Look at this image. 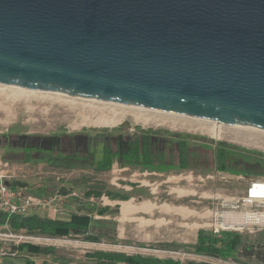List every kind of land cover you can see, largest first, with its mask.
<instances>
[{"label":"water","instance_id":"95a60500","mask_svg":"<svg viewBox=\"0 0 264 264\" xmlns=\"http://www.w3.org/2000/svg\"><path fill=\"white\" fill-rule=\"evenodd\" d=\"M0 84L264 130V0H0Z\"/></svg>","mask_w":264,"mask_h":264},{"label":"rangeland","instance_id":"374dc122","mask_svg":"<svg viewBox=\"0 0 264 264\" xmlns=\"http://www.w3.org/2000/svg\"><path fill=\"white\" fill-rule=\"evenodd\" d=\"M113 118L119 119L115 125L99 124L102 119ZM137 118L155 123L143 125L136 122ZM149 129L161 130L164 135L168 132L196 136V139L189 140V144L197 145L199 151L203 152V147L213 149L214 142H226L252 151L249 155L253 160L264 162V130L0 84V136L10 131L19 135H43L55 131L87 130L110 134ZM208 153L212 158V154ZM209 165L208 161L203 163L201 160L198 165L188 169L155 172L139 166H121L119 163L110 170L98 171L88 164L89 169L62 171L56 175L59 177L58 182L68 183L66 187L71 189L68 192L75 190L78 193V196L70 197L71 201L66 202L68 214L85 213V210L80 209L83 204L96 209L110 208V212L105 215L94 213L96 219H103L106 225L103 233L107 234L97 243V250L196 263L264 264V228L254 219L243 231L232 230L241 234L243 240L232 258L219 259L194 252L192 246L200 229L214 234L223 231L221 220L216 223L217 226L213 225L214 215L219 217L223 213L236 211L264 212V201L243 205L249 183L261 176L233 175L219 172ZM124 167L127 169H122ZM48 172L52 173V170ZM56 175L52 173L46 179L53 182ZM88 190H99L103 195L88 197L85 195ZM107 191L128 195L130 207L127 208L121 199H110L105 194ZM9 231L5 228L2 233ZM22 234L25 235V241L33 244V235L42 236L29 232ZM61 239V245H68L82 238L70 235ZM163 242H177L182 246L165 249L159 246ZM7 243L12 245L13 242ZM86 261L96 264L91 259L86 258ZM74 262L78 264L79 261L75 259Z\"/></svg>","mask_w":264,"mask_h":264},{"label":"trees","instance_id":"16d2710c","mask_svg":"<svg viewBox=\"0 0 264 264\" xmlns=\"http://www.w3.org/2000/svg\"><path fill=\"white\" fill-rule=\"evenodd\" d=\"M103 137V147L100 157L97 153L90 152L86 159L89 164L98 171L112 169L114 163L121 166H139L143 169L155 172H163L172 169H188L195 167L202 160L209 162L219 172H227L233 175L261 176L264 177V162L253 160L249 154L252 151L240 149L238 146L226 142H214L215 147L204 148L199 151L197 145H190L189 140L197 137L188 134L168 133L162 134L161 130H136L132 133L117 131L110 134L100 133ZM200 146V145H199ZM210 152L212 158H210ZM211 160V162H210ZM110 199L128 200L129 196L117 191L105 193ZM86 196L101 197L102 191L88 190ZM85 213L69 214L66 218H58L54 215L31 214L27 216L0 212V225L8 224L14 232L26 230L29 233L47 236H79L84 241L99 243L107 234L103 233L106 225L103 219H96L94 213L105 215L110 212L109 207L95 208L87 204L80 207ZM224 227V226H223ZM241 234L233 231H222L214 234L200 229L197 239L192 246L194 252L199 255H208L217 258H230L242 246ZM161 248L181 247L177 242L160 243ZM13 249L28 251L33 254H54V246L37 245L29 242L12 245ZM87 259L96 261V264H212L208 262L196 263L193 261H180L172 258H159L142 256L139 254H127L120 251L94 250L85 253ZM29 264V261H27Z\"/></svg>","mask_w":264,"mask_h":264},{"label":"crops","instance_id":"0c3cea01","mask_svg":"<svg viewBox=\"0 0 264 264\" xmlns=\"http://www.w3.org/2000/svg\"><path fill=\"white\" fill-rule=\"evenodd\" d=\"M100 133L102 132L78 130L55 131L54 133L43 135L36 133L19 135V133L10 131L0 136V155L18 165L19 177L16 184L19 186L39 194H53L55 192L67 194L71 190L69 187H66L68 183L58 182L59 177L56 174L58 172L62 173V171L75 172L78 169H89V161L86 159V156L90 152L95 151L97 157H100L102 153L103 138L98 136ZM48 152L49 154L45 155ZM116 163H114L113 167ZM122 169H127V167ZM49 170H52V173L56 175L54 177L56 180L53 182L46 179L48 175L52 174L48 172ZM69 201H71V198ZM123 201L127 205V208H129V201ZM117 203L120 204V202ZM68 204L69 207H72L70 203ZM212 219H215L214 225L219 218L217 215H214ZM221 224V226H226V223ZM18 232L22 233L26 231L20 230ZM33 236L35 244L54 246L57 249L56 253L33 254L26 250H18L17 256L23 257L22 259L17 258V256H15L16 258L12 256L0 257V264H28L27 261H29V264H66L67 262L68 264H76L74 262L75 259L79 261L78 264H92L86 261L85 253L97 250L96 242H88L83 239L75 240V243L68 245L66 244L68 242L65 243L66 245H61L60 242H63L61 237L47 235H42L41 237L37 235ZM0 245L2 247L6 243L1 241ZM211 263L216 264L214 261H211Z\"/></svg>","mask_w":264,"mask_h":264},{"label":"built area","instance_id":"2783aa9c","mask_svg":"<svg viewBox=\"0 0 264 264\" xmlns=\"http://www.w3.org/2000/svg\"><path fill=\"white\" fill-rule=\"evenodd\" d=\"M19 177V167L16 163L4 158L0 155V212L6 213L8 216L19 214L23 216L31 214H53L58 218H66L67 213L66 202L70 197L78 196L77 191L72 190L67 194L55 192L53 194H39L16 184ZM247 197L243 201V205H251L264 201V177L253 179L247 188ZM237 213H254L253 211H238ZM252 219L247 217L243 225L238 227L224 226L223 231H243L248 228ZM258 224V223H257ZM264 228V224L260 225ZM8 228L9 232L2 233V230ZM26 231V230H25ZM27 232V231H26ZM0 237L6 245L0 247V257H15L18 255V250L13 249L12 245H18L25 241V235L22 233H14L8 224L0 225ZM7 241L13 242L12 245ZM30 243V242H29Z\"/></svg>","mask_w":264,"mask_h":264},{"label":"bare ground","instance_id":"6f19581e","mask_svg":"<svg viewBox=\"0 0 264 264\" xmlns=\"http://www.w3.org/2000/svg\"><path fill=\"white\" fill-rule=\"evenodd\" d=\"M23 89V88H21ZM49 93H54V92H49ZM106 102V101H105ZM110 103H114V104H119V105H124V106H128V105H125V104H121V103H115V102H110ZM129 107H132V108H136V109H145V108H139V107H133V106H129ZM166 113V112H165ZM117 115V114H115ZM126 115V114H125ZM120 117V116H118ZM124 117V116H123ZM150 119V118H149ZM119 119H111V120H106V119H102L100 120L99 124L100 125H103V126H108V125H115L117 122H118ZM137 123H141L143 125H152L154 124L155 122H151L147 119H144V120H141L139 118H137ZM191 130V129H190ZM229 214H221L218 218V220L216 221V223H218V221L221 220V223H226V226H230V227H238L239 225H243L245 223V220L246 218L248 217H251V219H254L256 221V223L262 225V223L264 224V212H254L253 214L251 213H247L246 216H244V213H237L236 212H228ZM214 224V226H217V224ZM223 227V226H221Z\"/></svg>","mask_w":264,"mask_h":264},{"label":"flooded vegetation","instance_id":"af4514ba","mask_svg":"<svg viewBox=\"0 0 264 264\" xmlns=\"http://www.w3.org/2000/svg\"><path fill=\"white\" fill-rule=\"evenodd\" d=\"M100 137V136H99ZM101 138H103V137H101Z\"/></svg>","mask_w":264,"mask_h":264}]
</instances>
